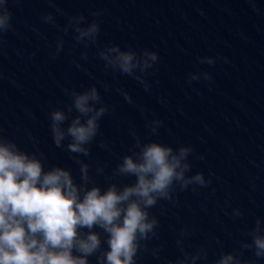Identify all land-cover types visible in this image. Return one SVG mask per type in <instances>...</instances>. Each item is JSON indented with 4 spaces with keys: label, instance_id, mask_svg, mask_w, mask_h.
Here are the masks:
<instances>
[{
    "label": "clouds",
    "instance_id": "1",
    "mask_svg": "<svg viewBox=\"0 0 264 264\" xmlns=\"http://www.w3.org/2000/svg\"><path fill=\"white\" fill-rule=\"evenodd\" d=\"M7 3L8 0H0V36L12 29ZM43 19L54 23L51 14ZM69 28L76 33L75 42L85 47L95 44L100 32L99 23H86L83 15L72 17L63 31ZM63 47L64 41L59 39L52 55H58ZM98 56L106 69L134 77L146 91L150 90L145 74L158 63L157 52L144 49L138 53L114 44L101 49ZM83 59H87L86 53ZM200 62L211 65L215 59L204 57ZM201 75L211 80L207 72L193 73L189 83L199 80ZM65 93L71 104L67 111L51 112L52 137L57 148L65 147L64 141H69L66 149L76 154L82 182L76 183L71 171L63 167L45 170L36 153L29 154L0 135V264H89L92 256H96V264H136L142 241L155 236L159 223L149 209L161 200H173L177 187L180 190L189 185L207 187L210 180L201 172L188 175L192 168L188 160L193 152L191 146L173 148L157 141L145 143L137 137L134 149L138 151L123 156L113 172L114 176H134L135 182L122 187L111 183L103 191L99 186L88 187L93 183L89 165L79 156L90 155L88 145L97 137L99 122L109 107L94 85L82 92L65 89ZM121 94L133 103L127 92ZM73 110L78 114L71 118L67 128L63 127ZM161 125L159 120L150 121V134L158 135ZM100 146L107 147L103 142ZM96 171L102 173L103 169ZM240 214L238 209L233 211L234 216ZM94 228L102 230L104 241L101 232ZM185 234L186 230L181 237ZM246 235L251 242L242 243L241 248L251 249L255 258L264 259V222L258 218ZM102 243L107 244V250H102ZM177 246L184 254L183 259L169 264H196L207 257L204 248L194 254L185 252L183 239L177 240ZM240 256L238 251L222 253L214 264H251Z\"/></svg>",
    "mask_w": 264,
    "mask_h": 264
}]
</instances>
